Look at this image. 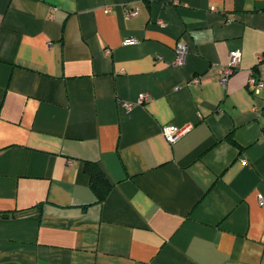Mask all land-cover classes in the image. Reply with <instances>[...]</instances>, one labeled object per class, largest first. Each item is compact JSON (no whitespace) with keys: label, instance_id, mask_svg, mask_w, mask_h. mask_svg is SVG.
<instances>
[{"label":"crops","instance_id":"1","mask_svg":"<svg viewBox=\"0 0 264 264\" xmlns=\"http://www.w3.org/2000/svg\"><path fill=\"white\" fill-rule=\"evenodd\" d=\"M253 72L264 0H0V264H264Z\"/></svg>","mask_w":264,"mask_h":264},{"label":"built area","instance_id":"2","mask_svg":"<svg viewBox=\"0 0 264 264\" xmlns=\"http://www.w3.org/2000/svg\"><path fill=\"white\" fill-rule=\"evenodd\" d=\"M139 14L138 9H128L125 13L127 19L134 18ZM140 40L135 37L124 39L123 46H133L139 44ZM188 54V46L185 42L181 41L177 45L176 49V64L182 65ZM242 61V53L239 50L232 51L230 53V61L226 67L221 71L220 82L225 87L229 82L232 75H234L240 67ZM248 87L254 94H259L264 89V81L260 79L256 73H251L248 79ZM150 101L149 95H141L140 102ZM127 107V111H131L132 105L124 104ZM259 107L255 106L254 111H258ZM185 133L184 129H180L176 126H168L163 129V135L170 144H175ZM246 164L247 162L244 161Z\"/></svg>","mask_w":264,"mask_h":264},{"label":"trees","instance_id":"3","mask_svg":"<svg viewBox=\"0 0 264 264\" xmlns=\"http://www.w3.org/2000/svg\"><path fill=\"white\" fill-rule=\"evenodd\" d=\"M86 172L91 177L92 187L99 202H104L112 189L111 183L104 172L95 164L86 166Z\"/></svg>","mask_w":264,"mask_h":264}]
</instances>
